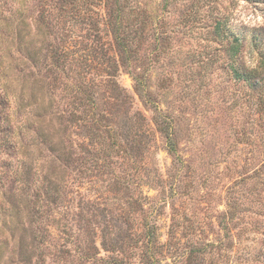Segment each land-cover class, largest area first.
<instances>
[{"label":"rangeland","instance_id":"obj_1","mask_svg":"<svg viewBox=\"0 0 264 264\" xmlns=\"http://www.w3.org/2000/svg\"><path fill=\"white\" fill-rule=\"evenodd\" d=\"M119 2L0 0V264H264V112L214 35L258 65L264 0Z\"/></svg>","mask_w":264,"mask_h":264},{"label":"trees","instance_id":"obj_2","mask_svg":"<svg viewBox=\"0 0 264 264\" xmlns=\"http://www.w3.org/2000/svg\"><path fill=\"white\" fill-rule=\"evenodd\" d=\"M120 0H116V4L120 3ZM119 5V4H118ZM118 12L116 14L115 20V27L114 32L116 33L115 38L117 39L118 46L123 50L126 51L127 49H131L132 46L130 45L127 30L125 25L123 24L122 17H121V8L118 7ZM214 35L219 38V40L223 41L226 52L230 57L229 69L233 72L235 79L241 81L243 84L248 85L249 88L252 90L253 94L257 98V108H259L262 112H264V58L262 61L259 62L258 65L254 67L246 66L243 61V51L246 45V41L241 38L234 30L227 26V20H217ZM254 47H258L261 44L262 38L258 36H253L251 40H249ZM135 80L140 85V91L144 98L147 100H151L152 98L146 92V86L142 83V80L139 79L141 77L134 76ZM116 91H119L118 97L124 102H130L129 95L122 90L118 84H116ZM120 88V90H119ZM157 125L160 131H162L167 139V149L168 152L173 156L174 164L182 163V157L179 154L177 142L175 141L172 131V122L167 115L163 113H159L157 116ZM148 196H146L147 198ZM149 236V243H152V239L155 236V226L152 224H148V232ZM153 245V244H152ZM149 250L147 255L148 263L147 264H154L152 260V255L150 253L151 247L148 244ZM140 258L142 259V253L140 254ZM109 264H132V262L125 256H113L111 260H109ZM142 264V260L141 263Z\"/></svg>","mask_w":264,"mask_h":264}]
</instances>
